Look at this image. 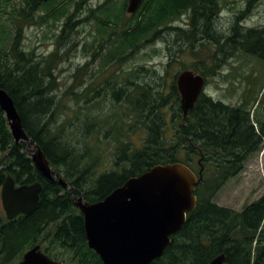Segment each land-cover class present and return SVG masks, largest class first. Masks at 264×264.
<instances>
[{
  "label": "trees",
  "instance_id": "16d2710c",
  "mask_svg": "<svg viewBox=\"0 0 264 264\" xmlns=\"http://www.w3.org/2000/svg\"><path fill=\"white\" fill-rule=\"evenodd\" d=\"M5 1L0 0V87L12 97L26 133L52 168L74 187V194L80 192L84 200L95 202L155 164L182 161L190 165L196 144L209 159L195 185L196 206L170 236L162 256L150 264H207L220 253L227 264H264V192L241 210L213 201L224 183L262 146L264 92L256 98L247 89L235 105L201 93L184 117L175 82L180 71L172 77L167 93L163 83L141 80L137 73L147 72L144 65L131 69V77L121 78L118 68L103 82H95L114 64L119 67L162 39L173 44L167 67L180 53L209 52L204 47L211 44V67L187 66L205 76L206 82L237 51L264 59V25L242 26L244 14L257 0H246L227 34L213 24L222 0H143L128 18L124 16L126 0H104L85 5L84 10L81 3L87 0H64L59 6H50L53 0L41 8L38 3L31 9L8 5L7 12ZM34 10L37 17L51 16L47 23L64 21L56 30L57 47L49 60L35 59L20 46L18 20L38 21ZM184 15L187 23L175 25ZM81 20L95 22L96 33L78 46L72 31ZM65 44L67 48L59 53L58 47ZM73 46L91 57L98 55L102 65L87 71L84 87L80 84L88 63L77 67L73 82L61 90L56 65ZM251 99L257 104L254 111L249 106ZM137 129L145 132L139 146L131 141V133ZM167 129L171 131L168 136ZM27 148L23 141L15 143L0 109V185L10 174L17 184L40 182L42 186L33 212L7 219L0 208V264H15L35 244L64 264H103L87 245L83 216L70 193L41 175ZM108 152L111 159L102 160ZM106 162L111 168L99 170Z\"/></svg>",
  "mask_w": 264,
  "mask_h": 264
},
{
  "label": "water",
  "instance_id": "95a60500",
  "mask_svg": "<svg viewBox=\"0 0 264 264\" xmlns=\"http://www.w3.org/2000/svg\"><path fill=\"white\" fill-rule=\"evenodd\" d=\"M142 1L128 0L126 12L134 14ZM175 82L185 117L204 93L206 77L192 69H184L177 74ZM0 109L15 143L23 141L28 146L36 169L70 193L73 205L83 216L87 245L103 264H150L162 256L170 236L182 227L187 213L196 206L194 190L201 175L198 177L182 161L155 164L129 177L102 199L89 202L80 192L74 194V187L52 168L40 146L24 130L12 97L2 87ZM41 190L40 182L17 184L10 174H6L0 187L1 207L6 218L33 212L39 204ZM15 264L64 263L50 257L35 244ZM207 264H227L224 253Z\"/></svg>",
  "mask_w": 264,
  "mask_h": 264
},
{
  "label": "rangeland",
  "instance_id": "374dc122",
  "mask_svg": "<svg viewBox=\"0 0 264 264\" xmlns=\"http://www.w3.org/2000/svg\"><path fill=\"white\" fill-rule=\"evenodd\" d=\"M6 1L11 4L15 3L17 7L21 6L19 0ZM52 1L53 0H51V2ZM62 1L64 0H55L50 6H59ZM103 1L104 0H87L86 4L84 2L81 3V7L84 10L85 5L89 6L90 4H102ZM117 1L122 2L124 0ZM127 1L128 0H126V2ZM221 3L222 5L219 10V14L215 18L213 24L219 32L221 31L222 33L227 34L229 33L230 25L232 24L234 16L238 14L240 9H245L246 0H222ZM72 8L73 6L70 5V9ZM3 9L7 12L8 5H4ZM33 15L34 18L38 19V21L18 20V24L22 27L20 32V46L25 51L32 52L35 59L49 60L48 56L57 47L56 30H58L59 25H61L64 21L63 19H60L54 20L52 23H47L46 21L50 20L51 16L45 15L40 18L37 17L38 15L36 14V11H33ZM130 15L131 14L125 11L124 16L126 18ZM81 16L84 15L81 14ZM186 23L187 15H184L175 22V25L184 26ZM262 25H264V0H257L251 11L244 14L242 18V26L259 27ZM75 28L76 30L72 31V36L79 40L77 44L78 46L81 42L91 40L92 36L96 33V24L93 21L89 23V21L81 20ZM170 45L173 44H167V42L163 39L153 42L151 45H148L139 51L133 58L124 60L119 67L114 64L113 67L98 76L95 79V82L98 84L103 82L106 76L112 74L118 68L122 74L121 78L128 77L130 76L129 72L132 71L131 69L144 65L148 69L147 72L142 71L137 73L141 80L152 83H163V90L167 93L169 91L168 86L172 81V77L183 68L188 69L187 66L191 63L199 66L204 64L211 67L212 63L210 56L211 51H213V46L211 44H206L204 47L205 49H209V52H206L208 50H203L204 52L197 55L195 54V56H192L187 52L180 53L178 56L174 57L177 61L172 62L171 65L167 67V64L170 61V49H172ZM61 46L58 47L59 53L62 49L67 48V44ZM78 46H73L72 48L67 49V54L63 55V58H61L56 65L55 73L59 80L58 83L61 90L73 82L72 73L77 67H84V65L88 63L86 66L87 70L84 72L83 79L80 84L81 87H84V85H86V80H88L87 71H90L91 69V71L96 70L102 65V60L98 55L91 57V55L89 56L87 53L83 52ZM201 60L204 62L200 63ZM141 73L145 74V76L141 77ZM247 89L251 91L250 95L256 98L264 92V59L243 51H237L220 64L215 75L207 77L204 93L210 95L216 100H221L227 104L235 105L242 99V95ZM263 102L264 98L262 103ZM249 106H251L252 111H254L257 104H254V100L251 99L249 100ZM118 113H121L120 109H118ZM125 125L123 129H125ZM165 133L168 136L171 131L167 129ZM144 136V130L137 129L131 133V141L135 146H139L141 139ZM106 156L111 159L108 152L107 155L103 156L102 160H104ZM189 164L190 169L196 173L195 170L198 169L196 163L191 161ZM105 168H111V165L108 162L104 165L101 164L99 170H103ZM263 192L264 141L260 150L254 152L247 158V160H245L242 170L224 183V185L216 193L213 201L222 206H227L235 210H241L243 205L259 198Z\"/></svg>",
  "mask_w": 264,
  "mask_h": 264
},
{
  "label": "flooded vegetation",
  "instance_id": "af4514ba",
  "mask_svg": "<svg viewBox=\"0 0 264 264\" xmlns=\"http://www.w3.org/2000/svg\"><path fill=\"white\" fill-rule=\"evenodd\" d=\"M51 0H19L20 5L21 6H25L28 9H31V7L35 6L37 3L38 6H40L39 8L43 7V4L49 3ZM6 5H9L11 3H9L8 1H5ZM11 5H15V3H12ZM20 6V7H21ZM16 8H20L17 7L15 5ZM35 11V10H34ZM188 19V17H187ZM192 162H195L196 165L198 166V169L195 170L196 175L199 177L201 175L202 177V172L205 169V164L204 163H208L209 159L205 158L203 153L201 152V150L197 147V145H194V154L191 157ZM201 179V178H200Z\"/></svg>",
  "mask_w": 264,
  "mask_h": 264
}]
</instances>
